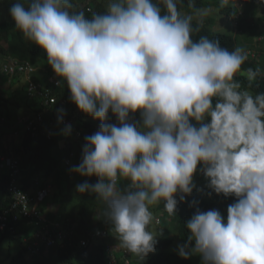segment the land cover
I'll return each mask as SVG.
<instances>
[{"label": "clouds", "instance_id": "obj_1", "mask_svg": "<svg viewBox=\"0 0 264 264\" xmlns=\"http://www.w3.org/2000/svg\"><path fill=\"white\" fill-rule=\"evenodd\" d=\"M245 2L219 0V6L243 9ZM181 3L107 0L105 11L88 17L72 10V0H17L9 14L16 30L46 53L71 101L100 122L71 171L97 178L76 191L95 196L111 225L97 233L108 238L107 264L143 258L147 264L160 235L149 230L161 224L153 221V209L162 203L175 216L176 196L182 203L192 194L198 165L212 192L237 199L226 221L218 210H197L174 259L264 264V92L251 90L264 69L243 68V48L230 52L205 35L194 40L207 10L189 0L194 12L186 13ZM242 15L223 16L229 26L235 23L236 35ZM254 32L251 41L262 46L264 35ZM110 111L119 126L107 122ZM137 112L141 120L130 121ZM71 131L65 125L62 134Z\"/></svg>", "mask_w": 264, "mask_h": 264}, {"label": "trees", "instance_id": "obj_2", "mask_svg": "<svg viewBox=\"0 0 264 264\" xmlns=\"http://www.w3.org/2000/svg\"><path fill=\"white\" fill-rule=\"evenodd\" d=\"M245 1V7L240 9L234 4L221 8L219 2L191 0L195 8L211 9L213 14L217 12V16L223 15L229 21L241 10L243 12L238 35L212 31L210 26L215 20L208 18L203 19L200 31L193 33V39L198 40L205 35L217 39L220 46L230 52L236 47L243 48L245 52H258L256 62L246 61L242 67L264 69L261 44L255 46V41H248L245 36L259 28V34L264 35V3L261 0ZM106 3L107 0H72V10L84 11L86 16L91 17L93 13L105 11ZM180 7L183 12H194L189 7V0H182ZM193 26L196 27L195 20ZM238 37L244 38L246 42L240 41ZM11 61L20 63V66L29 65L33 71L26 73L17 69L14 74L7 73L4 69ZM0 63V81L5 82L4 85L0 84V132L8 133L6 140L0 138V156L5 155L18 165V172L12 178L13 170L0 162V215L12 208L13 198L9 187L13 182L29 196L31 207L38 203V215L23 218L19 212L10 214V225L14 232L8 229L0 236V244L8 238H18L23 244L22 251L11 259L10 264H107L108 238H100L97 233L104 227L111 229V225L102 216V205L97 203L95 196L76 191V185L85 179L89 183H96L97 178H84L71 171L81 161L85 137L95 134L100 122L82 113L71 101L66 83L56 85L60 78L48 65L46 53L27 41L16 30L12 19L0 24ZM263 78L264 72L252 83L253 92H264ZM237 79L247 87L246 79ZM29 81L38 86L34 95L28 92ZM52 99L54 102H51ZM138 114H130V121L136 122ZM20 120L23 122L20 123ZM60 120L62 122H58ZM107 122L119 126L111 111ZM192 123L199 126L195 121ZM65 125H71L72 131L68 136L62 134ZM179 197L178 193L175 216H169L162 203L153 209L154 217L158 222L161 220L159 227L155 226L162 230L163 238L157 239L155 251L146 257L147 264H202L199 255H192L189 263L172 257L168 251L174 240L179 239L174 234L187 243L189 232L186 224L197 210H218L226 221L227 208L237 199L234 196L216 195L206 186L193 189L182 203ZM65 201L74 204L71 211L64 207ZM49 205L56 207L55 214H49ZM15 215L21 218L18 222H12ZM41 236L50 237L56 243L48 246L42 242ZM191 246L194 247V242ZM141 264H144V258Z\"/></svg>", "mask_w": 264, "mask_h": 264}, {"label": "rangeland", "instance_id": "obj_3", "mask_svg": "<svg viewBox=\"0 0 264 264\" xmlns=\"http://www.w3.org/2000/svg\"><path fill=\"white\" fill-rule=\"evenodd\" d=\"M213 3H217L219 2V0H211ZM17 2V0H0V24L2 23H6L8 22L11 18L10 14H9V9L12 6L13 3ZM27 6V5H26ZM217 6V5H215ZM214 6V7H215ZM220 7V6H219ZM219 16V17H218ZM217 16V12L215 14H213V10H207V15L203 18V19H208V18H214V23L212 25V30L217 31V32H221V33H235L234 29H236V31L238 32L237 26L235 25V23H233L231 26H229L224 20H223V15H218ZM205 23V22H204ZM234 27V29L232 28ZM208 29V27H207ZM232 30L234 32H232ZM264 30V27H263ZM254 33H259V31H256ZM245 36L247 37L248 41H251L252 37H250L248 34H245ZM260 38L258 39V41H261L264 43V36H259ZM240 39V41L242 42H246L244 40V38L238 37ZM249 44V42L247 43ZM263 48V54H264V44H262L261 46ZM2 75L1 72V63H0V77ZM1 85H4L5 82L3 80L0 81ZM17 113H22L17 111ZM141 120L140 114H138V118L136 119V122H139ZM5 134V135H4ZM8 133L6 132H0V138H3L6 140ZM17 138H14V140ZM68 176V174H67ZM41 183V180H40ZM193 183L195 185V190L200 188V187H207L208 181L206 180L205 177L201 176V171H200V165H198V169L197 172L194 174L193 176ZM62 204L64 203V200L61 201ZM66 202V201H65ZM74 204L72 202H66L65 203V208L68 211H71V208ZM49 214H55L56 213V207H54V205H49L48 209ZM156 217H154V221H155ZM151 228L149 229L150 231L156 230V232H153L154 234H158L160 233V235L157 236V239H161L163 238V232L161 229H158L157 227L159 226H155L153 223L151 224ZM160 236V237H159ZM174 237H177L179 239L174 240V243L170 246L171 249L168 251L173 258H176L178 255V246L179 245H183L185 244L181 237L178 234H174ZM23 249V244L22 242L17 238V239H5L1 244H0V264H10L11 259L14 256H18L20 254V252Z\"/></svg>", "mask_w": 264, "mask_h": 264}, {"label": "built area", "instance_id": "obj_4", "mask_svg": "<svg viewBox=\"0 0 264 264\" xmlns=\"http://www.w3.org/2000/svg\"><path fill=\"white\" fill-rule=\"evenodd\" d=\"M257 55H259L258 52L254 51H248L247 53V62L252 63L257 61ZM19 70L21 72H32L33 69L27 65V66H20V63L11 61L9 64L5 66V72L14 74L16 70ZM28 78V77H27ZM29 79V78H28ZM63 83V82H62ZM66 83V82H65ZM60 83H56V85H59ZM67 84V83H66ZM28 92L32 95L38 90V86L33 82L29 81V86L27 87ZM51 102H54L52 99ZM20 123L23 121L20 120ZM28 123V121L26 120ZM29 125V124H28ZM0 162L6 164V166L13 170L11 177L13 178L15 174L18 172L17 168L18 165L15 161L11 162L10 159L6 158L5 155L0 156ZM203 175V173H202ZM9 193L12 195L13 198V205L10 210L4 211L0 215V236H2L8 229L11 232H14V228L10 225V218L11 213L13 212H19L21 215H23V218L31 217L34 215H38V203H35L33 207H31L29 196L24 193L16 184L13 182L9 187ZM21 218L18 217V215L13 217L12 222H18ZM12 224V223H11ZM42 242L47 243L48 246H52L56 241L54 239L47 237V236H41ZM31 249V248H30Z\"/></svg>", "mask_w": 264, "mask_h": 264}]
</instances>
